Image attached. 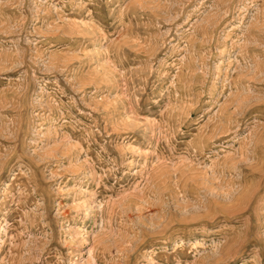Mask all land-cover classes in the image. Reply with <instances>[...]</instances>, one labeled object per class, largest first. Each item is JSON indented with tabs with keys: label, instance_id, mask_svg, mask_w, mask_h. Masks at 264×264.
Listing matches in <instances>:
<instances>
[{
	"label": "rangeland",
	"instance_id": "1",
	"mask_svg": "<svg viewBox=\"0 0 264 264\" xmlns=\"http://www.w3.org/2000/svg\"><path fill=\"white\" fill-rule=\"evenodd\" d=\"M0 264H264V0H0Z\"/></svg>",
	"mask_w": 264,
	"mask_h": 264
}]
</instances>
